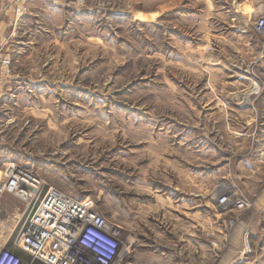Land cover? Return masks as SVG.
I'll use <instances>...</instances> for the list:
<instances>
[{
    "label": "rangeland",
    "instance_id": "374dc122",
    "mask_svg": "<svg viewBox=\"0 0 264 264\" xmlns=\"http://www.w3.org/2000/svg\"><path fill=\"white\" fill-rule=\"evenodd\" d=\"M263 6L0 0V180L92 198L126 264H264Z\"/></svg>",
    "mask_w": 264,
    "mask_h": 264
},
{
    "label": "built area",
    "instance_id": "2783aa9c",
    "mask_svg": "<svg viewBox=\"0 0 264 264\" xmlns=\"http://www.w3.org/2000/svg\"><path fill=\"white\" fill-rule=\"evenodd\" d=\"M255 27L264 34V6ZM13 200L20 207H11ZM246 206L244 199H234L235 208ZM126 239L123 226L92 198H74L19 162L6 164L0 180V264H126Z\"/></svg>",
    "mask_w": 264,
    "mask_h": 264
},
{
    "label": "crops",
    "instance_id": "0c3cea01",
    "mask_svg": "<svg viewBox=\"0 0 264 264\" xmlns=\"http://www.w3.org/2000/svg\"><path fill=\"white\" fill-rule=\"evenodd\" d=\"M2 4H3V2H2ZM5 29H6V25L4 23L0 22V45L2 44V42L4 41L5 36H6ZM1 30L4 31V32H2V34H1ZM5 83H6V78L1 76V73H0V94L3 91V87H4ZM2 174H3V172L1 173V175ZM129 264H136V259H134L133 263L130 262Z\"/></svg>",
    "mask_w": 264,
    "mask_h": 264
},
{
    "label": "bare ground",
    "instance_id": "6f19581e",
    "mask_svg": "<svg viewBox=\"0 0 264 264\" xmlns=\"http://www.w3.org/2000/svg\"><path fill=\"white\" fill-rule=\"evenodd\" d=\"M223 205V204H222ZM227 205V204H226Z\"/></svg>",
    "mask_w": 264,
    "mask_h": 264
}]
</instances>
